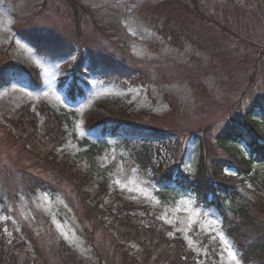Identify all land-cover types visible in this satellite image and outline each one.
Masks as SVG:
<instances>
[{
	"label": "rangeland",
	"instance_id": "1",
	"mask_svg": "<svg viewBox=\"0 0 264 264\" xmlns=\"http://www.w3.org/2000/svg\"><path fill=\"white\" fill-rule=\"evenodd\" d=\"M79 1L90 7L98 24L84 25V40H66L75 34L62 0H0V74L13 68L0 88V230L5 240L15 250L38 255L43 264H97L98 257L101 264H119L112 255L100 251L97 256L83 231L89 236L99 231L107 221L101 210L111 220L124 204L150 217L151 223L165 225L168 236L178 235L192 250L204 254L210 249L214 255L208 257L216 264H242L214 209L201 206L191 192L174 184L160 187L149 168H142L120 144V137L106 134L98 141L84 125L96 118H120L156 129L172 141L176 137L181 153L176 151L164 166L177 165L188 174L196 170L202 142L207 144L203 150L222 154L215 135L232 118L240 119L264 90V65L257 60L264 45V0H198L218 26L186 19L195 35L177 44L161 36L165 29L162 13L152 4L156 0ZM29 32L56 35L73 45L40 54L21 36ZM82 42L90 48H81ZM79 48L93 57L104 53L122 59L132 68L130 77H103L91 73L85 62L77 70ZM73 83L82 90L81 97L68 96ZM41 108L65 115L59 141L51 134L55 124ZM233 148L237 152L244 147L236 143ZM41 153L68 161L84 185L77 189L65 181L61 192L27 195L21 175L45 169ZM223 172L235 171L225 167ZM254 172L264 180V161L254 165ZM65 246L73 253L72 262L62 257ZM123 247L131 253L137 246ZM15 262L22 264L21 259Z\"/></svg>",
	"mask_w": 264,
	"mask_h": 264
},
{
	"label": "trees",
	"instance_id": "2",
	"mask_svg": "<svg viewBox=\"0 0 264 264\" xmlns=\"http://www.w3.org/2000/svg\"><path fill=\"white\" fill-rule=\"evenodd\" d=\"M62 1L69 8L75 34V38L66 40H84L82 36L84 25L89 23L94 26L98 25L92 17L90 7L79 0ZM156 1L151 2L162 13L165 31L160 32L161 36L167 38L171 44L179 43L178 40L182 38L191 40L195 35L187 25L186 19L198 20L209 28L218 26L214 20L202 12L198 0ZM153 21L156 22V20ZM154 29L157 32L160 31V29ZM21 36L40 54L53 51V47L56 49L60 46L65 50L71 49L69 44L73 45V42L64 44L62 40L65 39L61 40L60 37L48 33L29 32ZM66 42L68 43V41ZM61 43L62 45H60ZM84 44L82 42L80 47L90 48L87 46L88 42ZM81 48L77 52V70L81 71V63L85 62L86 68L91 73L100 74L103 77L114 75L130 77L132 68L122 62V59L113 58L104 53L100 58L99 55L93 57V52H89L90 50L80 52ZM257 55V60L262 61L264 65V45L260 47ZM12 70L13 68L2 70L0 88L12 76L13 73L9 75ZM25 74L30 81L35 82L36 77L33 73L26 70ZM74 76L75 74H73ZM68 94L71 99H75L82 96V90L73 83ZM41 111L45 114L46 119H52L55 128L51 134L53 133V138H57L59 141V137L63 135L62 123L66 121L65 115L51 109L41 108ZM263 125L264 90L259 96L252 98L241 113L240 119L232 118L215 135L214 142L221 149L222 154H211L207 150H203L207 144L202 142V151H200L197 167L193 174L182 171L177 165L164 166L167 158H173L178 154L176 151L181 153L176 137L172 141L156 129L136 126L120 120V118L92 119L89 124L85 123L84 128L89 134L96 136L97 140L106 134L120 137V144L128 149L130 155L134 156L142 168H149L151 178L160 187L166 188L174 184L182 192H191L196 202L201 206L216 211L220 219V227L237 251L242 264H264V180L258 179L254 172V165L264 161ZM85 139H82V143H86ZM236 143L243 144V150L237 148L238 150L235 152L233 146ZM162 150L165 155H161L160 151ZM153 154L154 158H152ZM39 158L45 163L43 171H29V174L22 173L21 175L20 184L27 195L49 190L61 192L65 181L74 184L75 186H72L77 189L84 185L76 179L77 170H72L71 165L65 159L52 153L49 155L41 153ZM225 167H233L235 172L230 175L225 174L223 172ZM83 181H85V177ZM0 184H2L1 181ZM253 193L256 195L251 196ZM98 197L101 198V194L96 196V198ZM257 212H262V214ZM100 213L103 215L102 218L107 221L100 225L99 231L93 230L89 236L90 233L88 235L85 230H82L92 249L98 251L97 256L101 251V254L106 256L112 255L116 259L115 262L119 264H148L149 262L151 264H216L208 257V255H212V257L214 255L210 249L204 254L192 250L181 237L178 235L168 236L165 225L159 221H155L158 222L155 224L151 223L152 219L140 214L141 211L130 210L123 204L122 207L118 206L114 219L108 220L104 210H101ZM11 232L13 236L16 234V232ZM96 232L100 239L95 235ZM5 234V231L0 230V264H17L15 262L17 259H21L22 264H43L38 255L24 254L20 249L15 250L10 247L5 240ZM16 237V239L19 238L18 235ZM8 241L11 242V240ZM15 242L13 240V243ZM58 244L62 248L63 243L58 241ZM127 244L137 246L136 250L129 253L126 247H123ZM65 252L66 254L61 252L62 257L72 262V251L65 246ZM100 261L98 257L97 264H101Z\"/></svg>",
	"mask_w": 264,
	"mask_h": 264
},
{
	"label": "snow or ice",
	"instance_id": "3",
	"mask_svg": "<svg viewBox=\"0 0 264 264\" xmlns=\"http://www.w3.org/2000/svg\"><path fill=\"white\" fill-rule=\"evenodd\" d=\"M231 254V253H230ZM232 255V259H235V255L234 254H231Z\"/></svg>",
	"mask_w": 264,
	"mask_h": 264
}]
</instances>
